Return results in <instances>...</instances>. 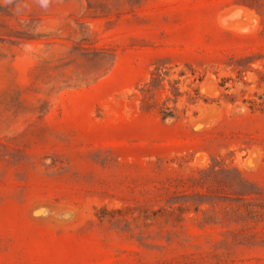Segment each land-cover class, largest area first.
Masks as SVG:
<instances>
[{"label":"rangeland","instance_id":"1","mask_svg":"<svg viewBox=\"0 0 264 264\" xmlns=\"http://www.w3.org/2000/svg\"><path fill=\"white\" fill-rule=\"evenodd\" d=\"M0 264H264V0H0Z\"/></svg>","mask_w":264,"mask_h":264},{"label":"trees","instance_id":"2","mask_svg":"<svg viewBox=\"0 0 264 264\" xmlns=\"http://www.w3.org/2000/svg\"><path fill=\"white\" fill-rule=\"evenodd\" d=\"M170 70L171 67H167L165 62H158L150 71L148 80L138 88L140 105L144 111L152 109L154 103H151V100H154L158 93L164 94L159 109V114L163 120L185 117L191 107L197 105L199 100L202 99L199 88L193 86L196 81L194 76L187 85L188 90L182 92L179 87V78H171L173 73ZM191 74L194 75L193 72ZM177 77L187 78L184 71L178 72ZM182 99H184V103L182 107H179L178 103Z\"/></svg>","mask_w":264,"mask_h":264},{"label":"bare ground","instance_id":"3","mask_svg":"<svg viewBox=\"0 0 264 264\" xmlns=\"http://www.w3.org/2000/svg\"><path fill=\"white\" fill-rule=\"evenodd\" d=\"M245 26H247V25H245Z\"/></svg>","mask_w":264,"mask_h":264}]
</instances>
